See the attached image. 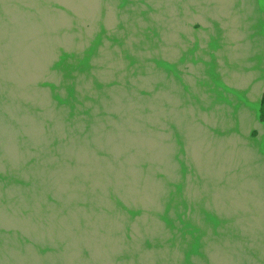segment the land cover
<instances>
[{
  "label": "water",
  "instance_id": "water-1",
  "mask_svg": "<svg viewBox=\"0 0 264 264\" xmlns=\"http://www.w3.org/2000/svg\"><path fill=\"white\" fill-rule=\"evenodd\" d=\"M0 264H264V0H0Z\"/></svg>",
  "mask_w": 264,
  "mask_h": 264
}]
</instances>
